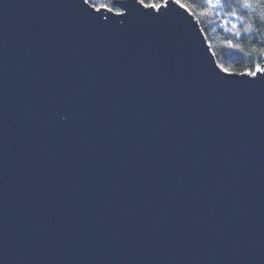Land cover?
<instances>
[{"label": "water", "instance_id": "water-1", "mask_svg": "<svg viewBox=\"0 0 264 264\" xmlns=\"http://www.w3.org/2000/svg\"><path fill=\"white\" fill-rule=\"evenodd\" d=\"M115 4L0 0V264H264V74Z\"/></svg>", "mask_w": 264, "mask_h": 264}, {"label": "trees", "instance_id": "trees-1", "mask_svg": "<svg viewBox=\"0 0 264 264\" xmlns=\"http://www.w3.org/2000/svg\"><path fill=\"white\" fill-rule=\"evenodd\" d=\"M117 1L114 0V3ZM109 2L110 0H91V3L98 6ZM162 2L163 0H146V3ZM183 2L187 11L198 21L219 63L233 73L255 70L257 63L263 65V59L257 57L264 56L260 52L264 48V0H249L248 7L244 6L245 0H222L223 8L214 10L208 7L206 0ZM232 12L235 15H228ZM224 20L228 23L224 24ZM225 41H232L237 47H228Z\"/></svg>", "mask_w": 264, "mask_h": 264}, {"label": "snow or ice", "instance_id": "snow-or-ice-1", "mask_svg": "<svg viewBox=\"0 0 264 264\" xmlns=\"http://www.w3.org/2000/svg\"><path fill=\"white\" fill-rule=\"evenodd\" d=\"M168 2V0H163L162 3H146V0H139V3L144 5L145 7H148L150 9H157L160 10L163 7H165L166 3ZM175 2L180 5L181 7H185L186 11L188 10L186 5L184 4L183 0H175ZM207 5L209 8L211 9H216V8H223V3L222 0H206ZM84 3L88 4L89 7L94 8L95 11L99 12L102 9L108 12H114V14L116 16H123L125 14L124 9L122 8H116L115 7V3L114 0H110L109 3H104V4H100L99 6L96 4L91 3V0H84ZM245 7L250 6V2L249 0H245ZM215 11H213V15H215ZM228 15H235L234 12L229 13ZM224 24H227L228 21L224 20L223 21ZM226 46L231 47V48H236L237 46L234 45L232 43V41H225L224 42ZM261 53H264V48L260 49ZM258 59H264V56H258ZM216 67L220 68L221 71L227 73L228 75H247V76H252V77H257V73H261L264 74V65H261L260 63L255 64L254 68L255 70L252 69H247L244 72H239V73H233L229 70L228 67H226L224 64H221L219 62H217Z\"/></svg>", "mask_w": 264, "mask_h": 264}, {"label": "rangeland", "instance_id": "rangeland-1", "mask_svg": "<svg viewBox=\"0 0 264 264\" xmlns=\"http://www.w3.org/2000/svg\"><path fill=\"white\" fill-rule=\"evenodd\" d=\"M182 9H183V7H181ZM103 10V9H102ZM185 11H186V9H185ZM186 12H188V11H186ZM189 13V12H188Z\"/></svg>", "mask_w": 264, "mask_h": 264}]
</instances>
